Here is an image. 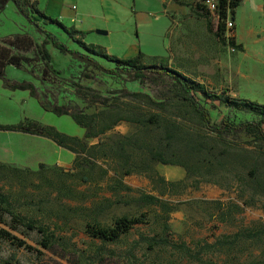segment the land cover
<instances>
[{
  "label": "rangeland",
  "instance_id": "374dc122",
  "mask_svg": "<svg viewBox=\"0 0 264 264\" xmlns=\"http://www.w3.org/2000/svg\"><path fill=\"white\" fill-rule=\"evenodd\" d=\"M168 3L173 8L166 7L162 0H97L95 12L100 17L96 18L97 21H87L85 29L89 33L85 42L117 58H123L129 47L136 45L143 54L142 62L145 65L166 61L170 69L199 82L212 93L228 91L231 96L246 97L258 103L256 85L246 88L240 83L241 72H236L239 65L235 63L234 53L225 38L218 36V20L200 8H206L205 0H172ZM32 21L38 22L37 18ZM93 28L108 34L99 35ZM45 30L72 49L79 50L57 28L49 26ZM43 41L44 35L18 14L12 2L4 11H0V47L32 59L30 65L22 68L7 67L5 75L9 80L33 83L45 102L82 108L86 105L77 97L73 83H80L106 97H114V91L122 89L121 81L87 69L84 64L51 46L47 48L52 55L53 70L47 73L36 53V46ZM102 63L113 67L105 61ZM82 72L91 78L81 77ZM129 88L133 92L142 91L157 102L165 101L168 104L166 111L151 107L146 100L119 98L118 102H114L110 115L124 120L102 139H138L143 134L142 129L126 121V117L132 111L159 113L168 121L180 123L189 133L205 137L208 146L233 153H241L244 149L252 151L247 155L245 169L234 167L232 172L212 178L211 181L217 184L202 182L203 178L198 177L201 183L198 188H194L196 182L192 179L185 190L180 187L172 192L166 188L164 194L144 174H132L122 180L132 190L128 192L119 190L120 186L111 180L114 172L102 180V172L96 169L89 184L68 178L66 174L73 169L77 156L49 139L0 132V164L42 171L39 176L18 180L0 170V195L9 198L11 211L49 226L55 235L49 249L43 247V239L36 234L22 236L14 233L18 242L23 241L27 248H19L16 241L0 240V264H77L79 261L86 264H264V238L260 241L239 240L231 246L208 248V245L232 241L234 235L257 230L264 225V197L252 196L247 186L252 168L258 169L260 174L264 173V145L245 135L230 136L226 138L230 146L224 145L216 140L192 109L181 104L175 96H170L165 88L140 90L134 84H129ZM102 110L104 108L96 107L86 112L92 114ZM212 115L214 123L219 125L227 111L220 108ZM256 120L257 117L250 114H233L236 123ZM26 121L52 126L72 137L83 138L85 134L70 117H59L45 111L29 92L6 89L0 80V123L16 125ZM155 137L162 139L163 131L150 130L149 138ZM99 141L92 140L90 144L96 145ZM131 155L135 156L133 153ZM99 165L107 168L102 162ZM156 170L167 182L178 183L186 178V171L181 167L157 164ZM65 183L75 189L76 198H67L68 194L59 192ZM115 186L118 192L113 193L109 188L114 189ZM141 194L160 198L174 211L167 215L158 207L138 202L136 199ZM104 198L120 204L113 206L100 219L102 224L112 226L114 220L121 216L141 215L147 217V223L136 226L117 243L91 239L86 234V223L92 215L89 210ZM217 202L224 204L221 209L227 215V223L218 219ZM236 206L243 211L237 213ZM4 218L10 222L8 215ZM0 229L7 230V227L0 222ZM152 238L157 243L165 238L167 243L154 246V242L149 241ZM184 249L188 252L184 253Z\"/></svg>",
  "mask_w": 264,
  "mask_h": 264
},
{
  "label": "trees",
  "instance_id": "16d2710c",
  "mask_svg": "<svg viewBox=\"0 0 264 264\" xmlns=\"http://www.w3.org/2000/svg\"><path fill=\"white\" fill-rule=\"evenodd\" d=\"M176 2V0H174ZM243 0H219V33L228 43L230 49L241 51L242 47L237 46L233 37H226V19L230 14L234 21L235 11ZM13 3L18 14L27 21L31 22L44 35V41L36 46L38 59L44 64L46 72L50 74L52 69V55L48 46L53 47L64 55H68L78 63L84 64L87 69H93L106 77L119 80L123 87L119 91H114V97L102 96L95 90L82 86L80 83H73L77 97L86 105L84 108L75 105L57 104L45 102L36 86L31 82H13L5 75V70L9 66L22 68L30 65L32 59L26 55L13 54L10 50L0 47V80L6 89L12 91H27L30 96L37 100L39 105L47 112L54 113L62 117H70L77 126L85 131L84 137H72L59 132L52 126H45L34 121L20 122L16 125H4L0 123V132L6 133H23L43 137L51 140L60 148H63L77 157L74 160L73 169L66 174L68 178L78 179L84 184L92 181L93 173L96 169L102 172V180L114 172L112 181L119 185V190L132 192V190L123 184V178L132 174H144L151 183L164 194L166 188L174 192L180 187L187 188L186 184L190 180H195L194 188L201 184L198 177H202L205 183H215L212 178L232 172L234 167L245 169V163L248 160L247 155L250 152L244 149L241 153H233L231 150H220L208 146L205 137L200 134H192L184 130L178 122L168 121L159 113H144L142 111H132L126 121L136 124L143 131L138 139L122 137L120 139H102L104 135L114 129L122 120L121 117L113 118L110 110L114 107V102L119 98H128L135 101L146 100L147 104L155 109L166 111L168 104L165 101L157 102L149 95L142 91H131L129 84L139 86L140 90H152L155 87H163L170 96L178 98L184 106H188L197 115L200 122L206 126L220 143L230 146L226 138L239 137L245 135L257 144L264 145V102L258 104L249 99L233 97L228 91L220 94L208 91L202 84L194 81L166 65L162 61L157 65H145L142 62L143 55L137 58L121 60L111 56L101 50L100 47L86 44L85 40L88 33L67 28L58 20L47 17L39 10L37 2L33 0H0V11H4L9 3ZM206 10L205 7H200ZM229 10V11H228ZM39 17L43 24L33 22V17ZM55 27L66 35L68 41L79 48L72 49L68 44L62 42L58 37L45 30V27ZM102 61H105L113 67H108ZM81 77L91 78L82 72ZM102 107L104 110L92 114L87 110ZM223 108L227 111L219 125L213 121L212 112ZM234 113L250 114L257 117L256 121H246L236 123L233 121ZM161 129L163 138H149L150 130ZM99 139V143L91 145L92 140ZM135 154V156L131 155ZM102 162L103 165H99ZM258 163V162H257ZM177 166L186 171V178L178 183L167 182L164 177L160 176L156 170V165ZM44 168V165L40 166ZM138 168V170H135ZM231 168V171L230 169ZM0 170L18 180L31 176H39L42 171H31L30 169L10 168L0 164ZM251 180H248V187L252 191V196L264 197V173H261L255 167L250 171ZM217 184V183H215ZM65 186V187H64ZM62 185L59 192L68 194L67 198H76L75 189L69 187L66 183ZM193 186V185H190ZM111 192H118L117 187L109 188ZM138 202L146 206L158 207L164 214H171L174 209L160 198L141 194ZM120 204L111 199L104 198L100 203L94 204L90 209L91 220L86 223V234L93 240H99L103 243H117L131 233L136 226L145 225L147 217L121 216L114 220L112 226H106L100 222L110 209ZM219 206V221L227 223V215L222 212L223 203L217 202ZM246 204V202H245ZM248 205V204H247ZM237 213L243 209L236 206ZM8 215L10 222L4 218ZM0 222L7 227L0 229V240L9 242H18L14 235L21 234L27 236L36 234L43 239V247L49 249L55 239L51 233L50 227L42 225L34 219L22 216L11 211V202L6 195H0ZM264 238V225L257 230L243 231L233 236L232 241H220L214 245H208L209 249H215L219 246H231L239 240L260 241ZM154 242V246L166 245L167 240L163 238L160 243L155 239H149ZM19 248H27L26 243L19 241ZM188 252L187 249H184ZM77 264H86L79 261Z\"/></svg>",
  "mask_w": 264,
  "mask_h": 264
},
{
  "label": "crops",
  "instance_id": "0c3cea01",
  "mask_svg": "<svg viewBox=\"0 0 264 264\" xmlns=\"http://www.w3.org/2000/svg\"><path fill=\"white\" fill-rule=\"evenodd\" d=\"M106 1L108 0H100ZM171 1L162 0V3L168 8H173L168 3ZM33 2H37L39 10L47 17L60 21L69 29L85 33H89V30L85 29L87 21L89 19L97 21L96 18L100 17L95 12L97 0H33ZM33 18H37L38 23L43 24L41 18L37 16ZM234 25L233 39L237 46L242 47L241 51L234 52L235 63L239 65L236 72H241L239 78L241 85L246 88L256 85L259 91L258 103L261 104L264 102V0H243L235 11ZM107 29L109 28H104ZM140 54H142L140 49L136 45H131L123 58L119 59H134Z\"/></svg>",
  "mask_w": 264,
  "mask_h": 264
},
{
  "label": "built area",
  "instance_id": "2783aa9c",
  "mask_svg": "<svg viewBox=\"0 0 264 264\" xmlns=\"http://www.w3.org/2000/svg\"><path fill=\"white\" fill-rule=\"evenodd\" d=\"M205 6H206L208 13L213 18L219 21V0H205ZM234 28H235L234 21L231 19V16L229 14L226 19V29H227L226 37L227 38L229 37V39H231L233 37L232 35H233ZM231 51L233 53L236 52L235 49H231Z\"/></svg>",
  "mask_w": 264,
  "mask_h": 264
},
{
  "label": "water",
  "instance_id": "95a60500",
  "mask_svg": "<svg viewBox=\"0 0 264 264\" xmlns=\"http://www.w3.org/2000/svg\"><path fill=\"white\" fill-rule=\"evenodd\" d=\"M97 34H99V35H107L108 33L107 32H104V31L98 30L97 31Z\"/></svg>",
  "mask_w": 264,
  "mask_h": 264
}]
</instances>
